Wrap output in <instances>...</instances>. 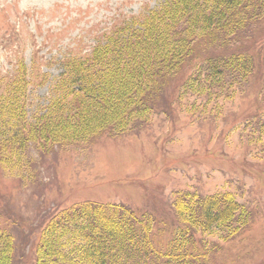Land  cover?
Returning a JSON list of instances; mask_svg holds the SVG:
<instances>
[{
  "label": "rangeland",
  "instance_id": "374dc122",
  "mask_svg": "<svg viewBox=\"0 0 264 264\" xmlns=\"http://www.w3.org/2000/svg\"><path fill=\"white\" fill-rule=\"evenodd\" d=\"M164 1L0 0V99L21 81L15 96L26 101L28 121L21 132L31 137L16 171L13 149L3 147L0 134V227L13 236L12 264H37L48 219L87 200L125 204L172 230L179 225L178 191L231 192L249 209V222L235 238L206 237L216 245L209 264H264V21L247 41L258 68L230 99H178L190 66L166 85L164 105L158 103L149 122L123 134L103 131L51 147L46 130L30 132L47 123L49 115L41 117L60 95L69 59L88 55L122 22ZM78 103L70 102L67 120L75 118Z\"/></svg>",
  "mask_w": 264,
  "mask_h": 264
},
{
  "label": "trees",
  "instance_id": "16d2710c",
  "mask_svg": "<svg viewBox=\"0 0 264 264\" xmlns=\"http://www.w3.org/2000/svg\"><path fill=\"white\" fill-rule=\"evenodd\" d=\"M263 21L264 0H165L115 27L88 55L69 59L60 95L41 117L49 115L47 123L30 132L46 130L51 147L103 131L123 134L149 122L158 103L164 105L166 85L190 66L178 99L184 94L206 102L230 99L258 68L246 49L253 46L247 45L256 36L253 28ZM20 86L21 81L0 99L2 145L13 149L9 156L16 171L22 168L15 160L30 148L31 138L21 132L28 121L26 101L15 96H21ZM69 101L81 106L67 120ZM260 130L264 134V121ZM173 209L179 225L170 230L125 204H74L48 219L36 263L209 264L216 245L206 237L219 233L221 240H231L250 219L249 209L231 192L178 191ZM14 253L12 234L0 227V264H12Z\"/></svg>",
  "mask_w": 264,
  "mask_h": 264
}]
</instances>
